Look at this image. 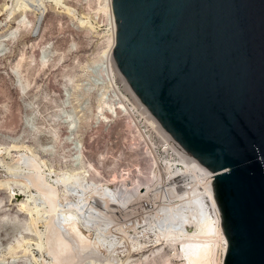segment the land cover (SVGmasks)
<instances>
[{"label": "bare ground", "instance_id": "obj_1", "mask_svg": "<svg viewBox=\"0 0 264 264\" xmlns=\"http://www.w3.org/2000/svg\"><path fill=\"white\" fill-rule=\"evenodd\" d=\"M36 1L12 0L3 8L11 15L34 7L40 14ZM53 1L81 27H95L90 12L78 11L65 0ZM98 1L96 10L103 12L107 24L101 35L105 44L89 61L101 64L104 81L87 118L123 119L131 133L128 149H140L142 132L130 112L136 110L159 133L172 157H159L147 148L150 158L145 166L135 159L116 167L121 154L105 164L106 153L91 157L82 139L74 136L72 115L66 126L70 135L65 138L73 144L68 154L61 148L59 123L46 131L32 126L39 135L35 146L23 140L0 141V192L5 195L0 198V264H169L172 257L182 264H223L226 239L213 197L212 173L160 125L117 69L111 53L115 37L111 0ZM15 20L23 29L30 24L26 15ZM19 66L18 62L15 74L25 91L30 81L22 79ZM73 88L80 89V83ZM89 92L87 88L82 95ZM42 135L45 143L39 140ZM54 156L58 158L52 160ZM2 233L9 236L5 243ZM139 253L141 257L134 258Z\"/></svg>", "mask_w": 264, "mask_h": 264}, {"label": "water", "instance_id": "obj_2", "mask_svg": "<svg viewBox=\"0 0 264 264\" xmlns=\"http://www.w3.org/2000/svg\"><path fill=\"white\" fill-rule=\"evenodd\" d=\"M114 63L212 173L223 264H264V0H111Z\"/></svg>", "mask_w": 264, "mask_h": 264}, {"label": "rangeland", "instance_id": "obj_3", "mask_svg": "<svg viewBox=\"0 0 264 264\" xmlns=\"http://www.w3.org/2000/svg\"><path fill=\"white\" fill-rule=\"evenodd\" d=\"M65 1L78 11L90 12L95 27H81L53 0L36 1L35 7L42 11L40 14L33 11V7L27 13L16 11L11 15L3 4L10 7L12 0H0V141L23 140L35 146L34 138L39 135L31 129L32 126L46 131L59 123L57 130L63 137L61 148L68 154L73 144L65 138L70 135L66 126L69 115H72L77 126L74 136L82 139L91 157L106 153L107 164L112 155L121 154L115 161L116 167L130 164L135 159L145 166L148 160L140 154L141 149H128L130 134L123 119L95 121L87 118L97 99V87L104 81L100 75L101 64L89 60L105 44V37L101 35L105 34L107 24L103 12L96 10L98 0ZM24 15L30 20L26 29L20 28L15 20L24 18ZM18 62L22 79L30 81L25 91L19 88L15 74ZM75 83L81 85L77 91L73 88ZM87 88H90L89 94L82 95ZM39 140L45 143L47 138L42 135ZM57 158L54 156L52 160ZM106 170L108 168L104 167L108 176ZM1 197H5L3 192H0ZM1 236L5 243L9 236L3 233ZM162 250L171 253L168 248ZM145 253L149 254L150 250ZM139 257L140 253L134 255V258ZM182 262L172 257L169 264Z\"/></svg>", "mask_w": 264, "mask_h": 264}, {"label": "built area", "instance_id": "obj_4", "mask_svg": "<svg viewBox=\"0 0 264 264\" xmlns=\"http://www.w3.org/2000/svg\"><path fill=\"white\" fill-rule=\"evenodd\" d=\"M124 114H127L126 111H123ZM131 116L140 128L142 132V138L140 139V149L143 153V156L149 160L148 154L145 152V149L148 148V150H153L154 153L159 157H172L173 154L170 150H166L162 146V139L159 135V133L152 127L146 120L145 117L139 114L136 110L130 111ZM128 130V129H127ZM128 133H131L128 130ZM147 150V151H148ZM189 188V187H188Z\"/></svg>", "mask_w": 264, "mask_h": 264}]
</instances>
